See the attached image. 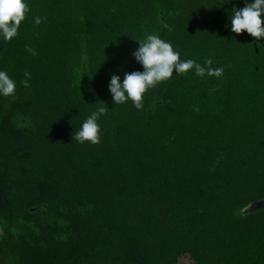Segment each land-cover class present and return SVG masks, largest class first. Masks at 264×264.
<instances>
[{
    "label": "trees",
    "instance_id": "trees-1",
    "mask_svg": "<svg viewBox=\"0 0 264 264\" xmlns=\"http://www.w3.org/2000/svg\"><path fill=\"white\" fill-rule=\"evenodd\" d=\"M245 2L26 0L0 38V264H264V45L229 19ZM148 34L205 74L115 105ZM101 106L100 143L74 141Z\"/></svg>",
    "mask_w": 264,
    "mask_h": 264
},
{
    "label": "clouds",
    "instance_id": "clouds-1",
    "mask_svg": "<svg viewBox=\"0 0 264 264\" xmlns=\"http://www.w3.org/2000/svg\"><path fill=\"white\" fill-rule=\"evenodd\" d=\"M229 0H218V6L227 4ZM26 0H0V38L10 41L17 33L21 22L28 12ZM264 0H251L245 2V6L237 9L232 8L230 19V30L233 33L249 34L256 38L257 46L264 45L261 38H264ZM41 22L39 17L35 23ZM229 25H226L228 27ZM139 47L132 53L135 61L142 66V71L126 72L123 80L119 75L112 74L109 81V91L115 105L124 104L129 100L132 105L141 110L143 97L146 91L169 80L173 71L176 74H184L189 70H195L199 76L205 74L206 68L193 60H181L180 55L173 49L170 42L163 40L159 35L148 34L143 40H137ZM33 54H35L33 52ZM210 59L205 60V65H210ZM223 69L207 68L208 75L219 77ZM25 73V76H28ZM27 87V81H23ZM16 83L7 72L0 71V96L9 97L14 95ZM106 106L98 107L92 111L82 122L78 131L72 139L78 143L89 142L93 145L100 143L101 129L98 120L106 114ZM198 111V109H195Z\"/></svg>",
    "mask_w": 264,
    "mask_h": 264
},
{
    "label": "rangeland",
    "instance_id": "rangeland-1",
    "mask_svg": "<svg viewBox=\"0 0 264 264\" xmlns=\"http://www.w3.org/2000/svg\"><path fill=\"white\" fill-rule=\"evenodd\" d=\"M189 263H190L189 258H187V257H182V258H180L178 264H189Z\"/></svg>",
    "mask_w": 264,
    "mask_h": 264
},
{
    "label": "water",
    "instance_id": "water-1",
    "mask_svg": "<svg viewBox=\"0 0 264 264\" xmlns=\"http://www.w3.org/2000/svg\"><path fill=\"white\" fill-rule=\"evenodd\" d=\"M262 206H263V203H259L255 207L259 208V207H262Z\"/></svg>",
    "mask_w": 264,
    "mask_h": 264
}]
</instances>
